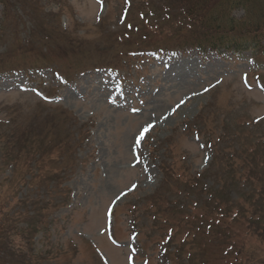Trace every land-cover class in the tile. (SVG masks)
I'll return each mask as SVG.
<instances>
[{"label": "rangeland", "instance_id": "obj_1", "mask_svg": "<svg viewBox=\"0 0 264 264\" xmlns=\"http://www.w3.org/2000/svg\"><path fill=\"white\" fill-rule=\"evenodd\" d=\"M177 1H10L0 213L36 220L14 264H264V50H186Z\"/></svg>", "mask_w": 264, "mask_h": 264}, {"label": "trees", "instance_id": "obj_2", "mask_svg": "<svg viewBox=\"0 0 264 264\" xmlns=\"http://www.w3.org/2000/svg\"><path fill=\"white\" fill-rule=\"evenodd\" d=\"M10 1L12 2V0H0V4L4 8L3 17L0 20L1 27L8 26L10 21H14L16 18H13L9 12L11 8ZM253 2V0H178L176 5L184 10L185 18L189 21L188 28L190 30L186 39L190 41L186 46L195 48L199 52L211 51L219 55L222 52L235 55L250 50L254 53L263 51L264 12L257 13L261 11V8L257 6L253 9ZM262 6L264 7V4ZM238 11L243 12L240 19L236 17ZM255 12L263 18L256 20L253 17ZM234 13L235 16H233ZM186 46L184 45V47ZM258 157L260 158V161H257L258 174L256 177L252 176L251 178L257 184H260L261 189H264V156ZM262 195L264 196V192ZM263 206L262 199H257L254 206L256 213L251 214L249 220L250 225L253 227L255 225L261 226V228L264 227V212L262 209L259 211V208ZM47 207L44 206L39 209V212L43 215ZM4 208L5 206H0V210ZM26 215L27 213H20L19 218L15 219L13 223L12 218L4 217L2 219L0 213V264L15 263V259H12L9 255L12 254L13 256V253H18L12 249L8 241V234L13 230L16 220L24 218L30 222L29 229H26L25 234L36 231V226L32 223L36 220L33 217L32 219L28 218Z\"/></svg>", "mask_w": 264, "mask_h": 264}]
</instances>
